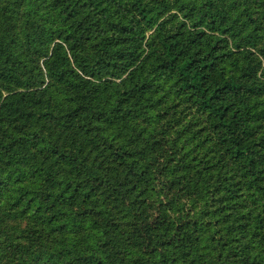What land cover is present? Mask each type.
<instances>
[{"label":"trees","instance_id":"1","mask_svg":"<svg viewBox=\"0 0 264 264\" xmlns=\"http://www.w3.org/2000/svg\"><path fill=\"white\" fill-rule=\"evenodd\" d=\"M0 264H264V0H0Z\"/></svg>","mask_w":264,"mask_h":264}]
</instances>
